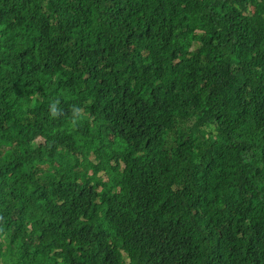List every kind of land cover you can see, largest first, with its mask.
Here are the masks:
<instances>
[{"label":"trees","instance_id":"obj_1","mask_svg":"<svg viewBox=\"0 0 264 264\" xmlns=\"http://www.w3.org/2000/svg\"><path fill=\"white\" fill-rule=\"evenodd\" d=\"M0 264H264V0H0Z\"/></svg>","mask_w":264,"mask_h":264},{"label":"rangeland","instance_id":"obj_2","mask_svg":"<svg viewBox=\"0 0 264 264\" xmlns=\"http://www.w3.org/2000/svg\"><path fill=\"white\" fill-rule=\"evenodd\" d=\"M253 9V8H252ZM128 260V259H127Z\"/></svg>","mask_w":264,"mask_h":264}]
</instances>
